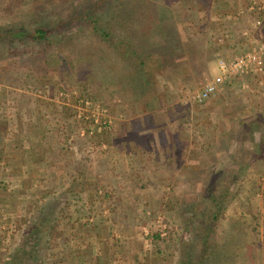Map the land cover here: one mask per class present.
<instances>
[{
    "label": "rangeland",
    "instance_id": "obj_1",
    "mask_svg": "<svg viewBox=\"0 0 264 264\" xmlns=\"http://www.w3.org/2000/svg\"><path fill=\"white\" fill-rule=\"evenodd\" d=\"M101 1L0 0V26L32 29L60 19L68 22L41 46L14 47L10 57H2L0 49V73L3 69L8 78L0 83V110L7 116L0 125L9 129L14 124L16 141L26 143L28 134L47 126L51 115L70 119L69 138L52 129L48 142L79 163L99 187L76 191L78 199L67 220L81 216L77 209L87 214L88 200L97 207L115 204L114 212L102 209L110 218L104 222L110 264H191L200 242L194 237L193 213L186 209L191 204L196 212L211 209L207 189L213 173L218 182L213 197L231 187L217 236L222 240L229 224L240 222L245 247L237 251V264H264V75L234 79L205 103L192 99L205 79L217 73L218 58L264 46V0ZM139 5L147 8L137 13L138 22L121 18L124 10ZM92 9L98 28L111 40L92 33L93 22L86 17ZM147 14L148 19L142 18ZM132 29L154 43L145 73L127 63L119 43ZM31 55H47L53 65L42 93L26 82L25 67L19 71L16 65L18 58ZM60 55L67 59L64 68L57 67ZM142 74L145 92L133 87L142 83ZM252 126L258 130L251 131ZM87 134L97 137L91 139L94 146L84 147L80 141ZM20 152L2 160L0 200L26 202L29 215L35 201L43 206L58 200L63 208L67 196L56 191L44 197L49 190L34 180L26 185V179L23 189H9V175L28 156ZM36 170L44 172L42 177L48 174L47 168ZM238 230L232 231L233 237ZM23 232L16 221L2 228L0 264L23 241ZM92 253L96 264H105L97 244Z\"/></svg>",
    "mask_w": 264,
    "mask_h": 264
},
{
    "label": "trees",
    "instance_id": "obj_2",
    "mask_svg": "<svg viewBox=\"0 0 264 264\" xmlns=\"http://www.w3.org/2000/svg\"><path fill=\"white\" fill-rule=\"evenodd\" d=\"M105 1L106 0L101 1V3H105ZM144 7L145 9L147 8L145 5H139V7L136 6L130 10H124L123 13H121V18L126 22L131 21L136 23L140 19L137 15L141 13ZM148 7H151V5ZM94 12L95 11L92 9L91 13L88 16L86 15L88 21L93 22L94 26L92 27V33H98L99 35L100 32L101 35H99V37L105 38L107 41L108 39L111 40L109 34L101 32L98 28L96 24L98 23L96 22L97 18L94 19L92 17ZM142 18L148 19V14L147 17L143 16ZM67 23L66 20L60 19V22L54 25H35L32 29H28L24 25L17 27L0 26V49H3V53L1 52L2 57L4 55L8 57L12 56L9 52H12L13 48L17 46L36 47L38 45H43L40 42L49 41L53 33H61ZM139 33V31L136 32L132 29L128 37H126V41L124 40L119 43L124 50L127 63L131 66H136L139 71L141 70L145 73V70H147V68L145 69V64L149 62L152 57L151 51L153 50L154 43L151 45L149 39L146 36H142V34L139 35ZM53 50L52 48L50 51L52 52ZM59 51L60 49L57 52ZM66 60L67 59L63 55H60L57 67L64 68L63 64L66 63ZM137 62L140 64H137ZM10 65L12 68L14 67L12 62ZM16 65H18L19 71L25 67V72L27 73L26 82L32 81L34 83L32 87L33 90L42 93L48 81L47 77L53 70L52 62L48 59L47 55L43 56V58L40 56L37 57L36 55H31L29 58L21 57L18 58ZM1 71L0 83L5 82V80L8 81V78L3 74V69H1ZM143 77L145 78L142 74V83L133 85L135 89L145 85L142 79ZM130 88L132 89V87ZM122 90L128 93L125 87ZM142 92H145V90L142 89ZM40 106L42 107V104ZM6 117L5 113L0 110V119L3 118L2 120H5ZM69 120L70 119L67 117L59 119L51 115L49 121H47L48 124L46 122L47 126H43L44 128L41 130L31 131L28 134L25 138L27 140L26 143H24V141L22 142L20 139L16 141L15 137L17 136V132H15L14 124H11V128L9 129L0 125V173L4 169L1 165L4 156H10L9 153H16L17 151H21L20 153H23L21 154L22 156L27 153V159L23 162V164L26 161L29 163L24 164V167L27 168V175L31 181H35V184L37 182V186L49 190V192H47L48 194L44 197L55 194L56 191H61L62 195L67 196V202L63 208L58 206V200L43 206L38 201L34 202L30 219L20 224L24 230L23 241L17 244L16 249L4 264H96V256L92 253L96 244L101 252V259L105 261V264L111 263L112 258L109 254L110 249L106 248V244L109 243L108 235L106 234L107 226L104 224V222L109 221L110 218H105L106 216H104L102 209L106 207L110 213L114 212L116 207L114 206L115 204L107 202V206H104L102 203L101 206L99 205V207H97L96 204L91 203V200H88L87 203L90 208L87 210V214L77 209L81 216H78L77 219H72V217H70L72 220H67L68 212L72 211V206L78 199V197H76V191L81 189V191H79L81 193L83 188L93 191V188L99 187L97 180V182L93 183L87 179L85 170L78 165L79 163L77 164L70 161L67 155L62 151L54 149L51 142H48L50 135H52V129H55L56 133L61 134L62 137H66V140L69 138L70 134H66L67 121ZM250 130L256 132L258 129L252 126ZM5 133L9 136L8 138L4 135ZM93 138L96 139L97 137H90L87 134L85 138L80 139V141L84 147H89L95 143L91 140ZM94 145L95 144H93V146ZM98 145L99 147L102 146V144ZM43 147L45 148L44 150ZM40 168L48 169L46 177H39V174H36V169L39 170ZM10 177L11 175H9L8 178ZM210 177L211 180L207 190L208 195L210 197L212 196L213 199L209 201L211 202V209L196 212V207L193 204L186 209V212L193 213L191 223H194L195 227L194 237L199 239L200 242L198 245L200 249L198 252L192 253L193 255L190 257L192 259L191 264H237V262L241 260V256L239 257L240 254L239 252L237 253V251L245 247L242 246L245 239L244 230L240 228L242 224L240 222H232L229 224L230 232L224 235L222 240L217 236L218 223L224 218L228 206L225 197L230 192L231 187H223L219 198H215L213 197L215 193L214 189L218 187L216 185L218 184L217 179H214L216 174L213 173ZM238 177L239 175L236 174L234 179ZM32 185L34 186V184ZM104 197H107L106 194ZM120 202L121 200H117V204ZM81 207L85 206L82 204ZM93 216L96 217L95 220H93L94 222L91 221ZM233 230H238L235 237H233ZM154 237L158 240L160 233L157 232ZM233 243L235 244L234 247L230 248Z\"/></svg>",
    "mask_w": 264,
    "mask_h": 264
},
{
    "label": "built area",
    "instance_id": "obj_3",
    "mask_svg": "<svg viewBox=\"0 0 264 264\" xmlns=\"http://www.w3.org/2000/svg\"><path fill=\"white\" fill-rule=\"evenodd\" d=\"M217 73L205 79L203 88L192 97L194 102L205 103L216 96L226 83L249 75H264V46L233 58L217 59Z\"/></svg>",
    "mask_w": 264,
    "mask_h": 264
},
{
    "label": "crops",
    "instance_id": "obj_4",
    "mask_svg": "<svg viewBox=\"0 0 264 264\" xmlns=\"http://www.w3.org/2000/svg\"><path fill=\"white\" fill-rule=\"evenodd\" d=\"M25 163L29 164L28 161H26ZM24 164H23V167L21 166V167H19V169L12 171L11 177L9 178V182H8V184H10L8 186L9 189H10V187L12 189L13 188L23 189L24 187H27L26 185L29 184L30 179L27 175V168L24 167ZM40 174H41V175H39L40 177L45 176L43 171H40ZM26 179H27V181H26ZM25 181H26V185H24ZM14 193H15V191L10 192L9 196L12 197ZM25 203L26 202H24V201L12 200V199L0 200V231L2 230V228L5 229L6 225H8L9 222L12 223V222L16 221V225L18 227V225L20 226L21 222L24 221L23 219H25V221L29 219V216H30L29 215V213H30L29 205L26 204L25 206H23ZM18 205H19V207H18ZM22 208H23V210L25 209V211L23 212V213H25V215L21 216V214H19V213H21ZM18 215H20L21 217ZM26 215H28V216H26ZM23 216H24V218H22ZM18 230H20V229L18 228ZM8 241H10V238ZM0 257H1V253H0Z\"/></svg>",
    "mask_w": 264,
    "mask_h": 264
}]
</instances>
